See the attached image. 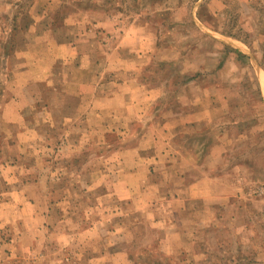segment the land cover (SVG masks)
<instances>
[{"label":"crops","instance_id":"1","mask_svg":"<svg viewBox=\"0 0 264 264\" xmlns=\"http://www.w3.org/2000/svg\"><path fill=\"white\" fill-rule=\"evenodd\" d=\"M6 1L16 2V10L22 0ZM44 1L49 5L53 4L50 1L61 3L36 0ZM39 12L33 19L16 15L11 18L8 10L0 9L1 64L4 61L9 66L13 59L16 68L12 101L3 107V117L23 115L22 120L17 117L14 123L27 125L33 132V141L42 127L53 126L51 115L54 113H62L60 125L77 134L89 133L91 129L111 132L117 129L118 121L125 125L142 122L147 94L140 78L136 75L117 81L119 83L108 81L107 77L104 82L102 79L113 71L112 65L115 72L137 73L159 58L152 32L150 34L144 24H138L135 29L138 39L129 43L131 35L125 30L120 43L113 47L114 54L110 55L116 59L99 63L95 59L96 45H83L87 36L85 31L81 32L86 30L85 22L80 23L78 17L72 21L75 15L64 19L63 10L54 16ZM19 19L26 20L14 31L13 25ZM107 26L99 23L104 29ZM90 31L92 34L93 30L88 28L87 32ZM12 39L13 55L9 51ZM231 43L229 48L248 60L247 48L237 40ZM220 45L221 56L217 68L211 71L213 75L183 74V82L219 79L232 60L234 67L241 65L234 53L225 59L222 42ZM98 66L103 68L101 74ZM181 69L179 71L184 73ZM238 69V75H233L232 79H222L237 83L235 86L239 89L231 90L232 97L226 93L221 95L216 85L213 86L216 91L210 93L206 103L197 102L189 94V88L184 92L179 90L174 96L178 100L175 111L179 112L173 113L176 114L174 119L143 122L145 126L143 123L139 126L143 132L137 133L136 140L90 166L85 186L82 189L78 186L79 192H73L69 198L68 191L67 195L59 196L57 202H52L56 194L49 186L55 174L45 165L37 171L26 169L34 178V186L26 183L17 187L13 181L8 182L9 186L2 188L7 190V201L0 204V212H3L0 238L6 236L11 244L7 264H34L29 260L38 254L41 259H48L49 254L53 257L48 251V244L52 242L49 221L53 210L55 215L62 211L58 224L73 227L55 236L57 247L85 243L89 248L80 254L87 253V264H153L155 257L163 264H177V261L178 264H197L198 260L209 258L210 250L223 256L228 247L241 243L259 249V254L253 253L246 260L234 251L228 255L231 259L228 264H264V230L259 229L264 223V202L245 200L248 188L250 192L251 187L264 183V68L254 60L261 102L251 109L250 120L241 116L243 75L240 73L244 71L242 66ZM98 73L97 84L94 78ZM99 90L103 91L102 95ZM183 94L187 103L181 100ZM156 99L157 96L151 98ZM73 100L76 104L70 106ZM56 104L59 111L53 110ZM84 116L86 123L79 120ZM39 139L40 143H45L47 136ZM103 144L111 147L105 140ZM65 158L68 162L75 161L72 155ZM2 161L8 167L0 166V179L8 180L14 175L9 173L10 161L6 162L3 157ZM244 180L247 187L242 185ZM74 197L89 203L81 204ZM2 206L7 210L5 214ZM96 210L103 214L95 220ZM80 254L75 253L79 258ZM56 255L60 264L65 254ZM75 261L72 258L73 264H77Z\"/></svg>","mask_w":264,"mask_h":264},{"label":"rangeland","instance_id":"2","mask_svg":"<svg viewBox=\"0 0 264 264\" xmlns=\"http://www.w3.org/2000/svg\"><path fill=\"white\" fill-rule=\"evenodd\" d=\"M59 1L61 3L50 1L53 4L49 5L45 4L46 1L44 3H38L36 0H22L17 3V9L15 10L14 5L16 2L11 3L6 0H0V9L8 10L11 13V18L15 15L18 18L22 16L26 19L29 16L30 18H34L39 16V11H43L46 15L54 16L63 10L64 19L70 15H75L76 19L72 21L77 20L78 17L80 23L83 24L85 22L83 26L86 30L81 31L82 33L85 31L87 35L84 38L86 40L83 42V45H96V51H94L95 59L99 63L105 62V60L116 59L111 58L110 55L114 54L113 47H116L120 43L121 37L125 35L124 31L127 30L128 35H131L128 38L129 43L135 42L138 39L135 29L138 24H144L147 27V31L150 34L152 32L157 41L159 58H155L147 67L137 73L115 72L116 68L112 65L113 71L103 76L102 81L104 82L107 77L108 81L116 80V82H122L137 75L140 78V82L144 84L143 86L147 94L144 103L145 114L141 119L142 122H138L139 124L133 122L125 125L119 124L118 121V124H116L118 126L117 129L111 132L107 130L100 131L98 129H93L92 131L91 129L89 133L77 134L60 125L59 120L63 115L62 113H54V115H51L52 125L54 127H42L40 131L36 132V141H33L31 140L33 138V132L27 129V125L22 126L21 124L14 123V120H17V114L8 115V119L7 116H4L6 119L3 117V107H7L9 102L12 101L13 93L11 88L13 72H15L16 68L13 64L15 60L12 59L10 65L6 66L4 61L1 64L0 58V166L8 167L2 161V157L5 158L6 162L9 160L11 170L9 173L14 174L8 180L0 179V204L7 201V190L2 188H7L9 186L8 182L13 181V185L17 187H21L26 183L34 186V178L29 175L30 171L26 169L37 171L42 165L48 166L51 172L55 174V180H52V184L49 186V189L56 194L52 197V202H57V198L59 196L63 197V194H66L68 191L69 194H66L67 198L71 197L73 192H79L80 189H77L78 186L79 188L85 186L86 178L88 177L87 171L96 162L100 161L103 156L109 155L110 152L119 149L121 146L123 148L129 147L136 140L137 133L141 134L143 132L139 127L143 122L151 123V121H164L168 118L174 119V116L179 113L175 111L178 100L174 97L179 90L184 92L185 88H189V94H192V97L197 102L204 100V103H206V101H209L211 94L216 91V88H213L216 85L221 95L226 93L227 96L232 97L231 90L239 89L235 86L237 83L223 82L222 79L225 81L226 79H232V76L235 74L238 75V67L240 66L243 67L244 71L240 73L243 75V81L240 82V94L242 96L240 109L243 112L241 116L245 119H251V109H253L255 104L261 102V95L256 82L254 60L264 68V0ZM26 19L22 21L19 19L18 22L14 23V31L19 30V27L21 28L23 26L22 22ZM5 23H7V26L10 25L9 21ZM99 23H106V26H108L104 29L99 27ZM69 28L67 26V29ZM88 28L89 30H93L92 34L91 31L87 32ZM67 33L68 30L65 31L66 35ZM232 40H237L247 48L245 52L248 55V60L241 61V65H236V67L232 65L233 60L229 61L231 65L225 67L223 75L219 79L209 81L207 78L199 82H183V74L186 76H212V72L217 68L221 56L220 43L222 42L223 47H230ZM14 46L15 43L12 39V42L9 44L11 55H13ZM223 52L225 57L228 52L225 49H223ZM4 53L8 54V52ZM229 56H226L225 59ZM101 66H98L100 74L103 69ZM179 68L180 70L183 68L185 72L181 73ZM99 73L95 77L96 79L94 78L97 84L99 83ZM102 92L99 90V95H102ZM156 96L158 99L152 101L151 98ZM180 97H182L181 100L185 103L188 102L184 94ZM55 102L54 100L53 104ZM75 104L76 101L73 100L70 106H74ZM58 108L56 104L53 110L59 111ZM173 113L176 114L173 115ZM22 117L24 116L19 115L18 118L22 120ZM84 117V119L80 118L79 120L86 123V116ZM81 126L84 127L85 125ZM145 131L146 134L147 130ZM41 136H47L45 143H40L39 137ZM104 140L110 143V148L108 144H103ZM71 146L77 147L71 149ZM67 148L68 151H66ZM67 155L74 156L75 161H66L65 157ZM13 161H15L14 165L11 164ZM244 182L242 184L243 186L246 184L245 180ZM244 187L247 186L245 185ZM246 196L247 198L245 200L247 201L249 199L252 201L257 199L258 202H264V183L251 187L250 192L248 188L246 190ZM74 198L76 200L79 199L78 197ZM79 200L82 202L81 204H84V201L89 203L83 198ZM95 201L98 203L97 200ZM100 201L103 203L104 199L102 198ZM3 211L4 214L7 212L5 207H3ZM57 212L58 214L55 215V211L53 210L52 220L49 221L51 224L49 229L52 231L50 232L52 242L48 244V251L53 254V257L51 258L49 254L48 259H41L38 254L29 261L34 264H59V259L56 260L55 258L57 257L56 254L60 253L61 256L65 254L60 264H73L72 258L76 260L75 262L77 264L81 262L82 264H87V253L80 254L81 251L83 252L84 249L89 248L86 247L85 243H75L74 245L70 243L65 248L57 247L58 242L55 236L61 233L63 229L73 228L69 225L58 224V219H60L62 211ZM0 213V218H2L3 212ZM102 214V211L96 210L95 220ZM79 229H82V227ZM259 229L264 230V223L259 225ZM0 239L2 240L0 241V264H7L8 261L6 258L7 254L10 253L11 248L9 245L11 244H9L6 236L1 235ZM227 249L226 254L223 253L224 257L210 250L208 252L210 255L209 258L202 262L198 260L197 264H228L231 261L228 255H231L234 251L239 252V255L243 256L246 260L250 259L253 253L256 255L259 254V249L256 250L255 247L248 246V244L243 245L242 243L235 247L230 246ZM75 253L80 254V258ZM153 264L163 263L160 258L155 257ZM244 264H251V262Z\"/></svg>","mask_w":264,"mask_h":264},{"label":"trees","instance_id":"3","mask_svg":"<svg viewBox=\"0 0 264 264\" xmlns=\"http://www.w3.org/2000/svg\"><path fill=\"white\" fill-rule=\"evenodd\" d=\"M224 49L227 50V52H228L226 54V56H228L229 54H233L234 53L240 61H245L247 59L246 56L242 55L238 51H234V50L230 49L229 47L224 46Z\"/></svg>","mask_w":264,"mask_h":264},{"label":"bare ground","instance_id":"4","mask_svg":"<svg viewBox=\"0 0 264 264\" xmlns=\"http://www.w3.org/2000/svg\"><path fill=\"white\" fill-rule=\"evenodd\" d=\"M260 78H261V77H260ZM262 84H263V86H264V78H263Z\"/></svg>","mask_w":264,"mask_h":264},{"label":"water","instance_id":"5","mask_svg":"<svg viewBox=\"0 0 264 264\" xmlns=\"http://www.w3.org/2000/svg\"><path fill=\"white\" fill-rule=\"evenodd\" d=\"M256 66V68H257V70H258V66L257 65H255Z\"/></svg>","mask_w":264,"mask_h":264}]
</instances>
